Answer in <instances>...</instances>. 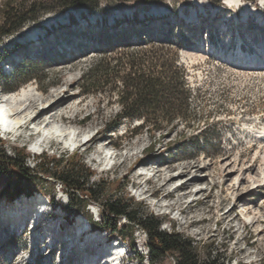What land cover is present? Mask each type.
Returning a JSON list of instances; mask_svg holds the SVG:
<instances>
[{"label":"rangeland","instance_id":"obj_1","mask_svg":"<svg viewBox=\"0 0 264 264\" xmlns=\"http://www.w3.org/2000/svg\"><path fill=\"white\" fill-rule=\"evenodd\" d=\"M199 1L204 3L167 0L163 6L166 13L151 15L165 16L164 32L173 26L170 32L178 40L184 37V45L179 49V62L186 70L191 108L195 112V119L189 126L180 123L174 132L165 137L157 136L155 140L143 132L131 138L129 128L139 126L141 120H135L132 124L123 123L115 132L107 130L106 120L118 111L115 93L111 96H95L81 91L82 72L97 55L96 41H102L98 25L101 28L105 19L109 23L113 22V17L124 21L123 17L128 18L127 13L134 10L135 3L103 0L100 9L95 10L99 12L98 24L94 18H88L84 11L78 18L79 12L75 10L60 22L44 25L29 38L15 37V34L5 37L0 41V53L6 51L8 60L5 69L0 65V91L31 75L36 78L20 83L16 90L33 84L29 88L30 92L39 98L48 97L51 92L66 90L64 97L69 98L66 101L78 105L80 109L76 116L78 123L68 124L66 121V124L59 122V125L73 126L76 135L82 132L79 140L87 136H84L83 131L89 132L88 135L95 133L91 141L78 148L75 156L89 170L93 186L103 182L107 183V190L119 186L121 197H132L142 205L143 212L148 210L163 218L162 230L179 233L197 242L199 252L204 257L218 252L229 264H264V177L257 180L255 186H250L247 192L249 182L257 179L256 175L263 170L264 143H259L246 129L254 127L262 131L264 127V13L262 17L256 15L247 19L239 15L232 16L229 22L222 25L230 17L227 14L230 9L224 4L225 1ZM243 2L251 9L264 11L260 0ZM195 4L198 5L197 17L194 16ZM72 15L76 20L74 24L71 23ZM91 16L92 12H89ZM240 52L251 56L244 64L234 58ZM50 117L46 115L43 120L51 121ZM34 130L21 129L20 135L27 134L26 137L8 140L10 135H4L0 128V138L4 140L9 155L15 156L16 149H25L27 166L38 169L41 159L37 153L32 154L31 149L39 151L40 147H32V143L37 141L42 144L44 135L42 132L38 135ZM64 138L62 135L57 136L44 144L45 147H51L44 151L47 158L66 160L73 154L71 142L66 144ZM107 146L111 150L118 147L115 150L117 157L109 159L115 163L110 170L107 169V161L96 154L97 149L101 148V154H104L103 149ZM126 156V167L116 168V164ZM92 157L99 162L93 163ZM228 165L232 170L230 173L225 170ZM184 166L190 168L185 174L179 175ZM245 167H252L250 173L243 172ZM157 171H161V176L155 175ZM49 172L54 175L56 167ZM169 176H173L171 182L166 189L160 190L164 179ZM190 178L194 180L189 187H180L181 181ZM61 186V183L52 181L45 185H33L31 196L22 195L13 200L0 196V228L8 230L10 226L12 230L11 235L0 230V264H96L95 259L100 260L98 264H104L101 259L110 260L108 253L116 255L110 247L98 252L105 243L103 232H85L76 241L80 244L68 239L74 234V229H78L80 218L74 215L77 216L74 221L78 219L75 224L70 219L65 222L61 217L64 213L60 215V206L67 213V196H60L59 191L64 190ZM185 192L191 193L178 201V197ZM236 193L239 198L235 197ZM51 198L57 204L52 209L56 216L54 218L47 215L51 207L43 203ZM234 204L237 207L232 209ZM36 206L37 209L41 206V219L45 224L38 228L32 226L26 231L19 230L18 227L35 211ZM93 207L100 210L99 206ZM230 209L229 215L227 212ZM231 218L234 220L230 221ZM72 223L78 224L77 227ZM126 223L127 219H120V224ZM63 224L67 230L63 229ZM136 226L133 227V240L142 252L135 254L133 251L129 259H132V264H149L150 237L146 229ZM47 234L55 236L54 241H49ZM55 242L58 246L63 243L66 244L63 248L67 247L66 252L63 251L62 255L59 253L57 257L52 254ZM73 245L78 248V252L71 249ZM141 245L145 248H141ZM58 246L54 251L60 250ZM32 252L30 257L28 253ZM97 252L101 254L100 258ZM75 253H78L77 256ZM172 257L177 261L178 253L174 252L171 260L167 256L164 264H172Z\"/></svg>","mask_w":264,"mask_h":264},{"label":"trees","instance_id":"obj_2","mask_svg":"<svg viewBox=\"0 0 264 264\" xmlns=\"http://www.w3.org/2000/svg\"><path fill=\"white\" fill-rule=\"evenodd\" d=\"M103 0H0V41L20 32L25 26L38 23L46 14L67 12L69 9H100ZM135 3L133 15L124 21L119 19L98 25L102 41H96L97 55L83 70L80 86L83 94L108 95L115 93L118 111L106 120V129L117 131L123 123L141 120L142 124L129 128L130 137L147 132L155 139L174 132L179 124L189 126L195 119L190 103V89L186 82V70L179 63V49L184 45V37L178 40L173 35V26L164 32L165 16H151L145 12L153 7L166 5L167 0H119ZM254 2L255 0H249ZM175 11V10H174ZM71 23H76L71 16ZM130 29H127L129 25ZM134 25V26H133ZM7 55L0 53V65ZM36 76H29L7 90H15L22 82ZM47 87L44 88L46 91ZM114 95V94H113ZM74 152L66 160L40 157V168L31 169L26 164L25 149H16L11 156L0 138V186L1 197L10 200L22 195L30 196L32 186L49 182L61 183L70 195L68 214L81 212L92 219L87 209L89 203L100 208V218L93 221V228L107 231L111 238L127 239L131 248L135 242L133 227L146 229L150 237L148 243L149 264H164L168 255L178 253L175 264H229L216 252L206 257L199 252L197 242L179 233L161 229L164 221L157 215L141 209L132 197H121L119 186L107 190V183L93 186L91 174L81 159H75ZM37 167V165H36ZM56 167L53 175L50 169ZM119 190V191H118ZM142 210V214L141 211ZM127 219L120 224V219ZM141 260L142 256H138Z\"/></svg>","mask_w":264,"mask_h":264},{"label":"bare ground","instance_id":"obj_3","mask_svg":"<svg viewBox=\"0 0 264 264\" xmlns=\"http://www.w3.org/2000/svg\"><path fill=\"white\" fill-rule=\"evenodd\" d=\"M224 1H225V3H228V5H237L239 3H242L244 6V11H243L244 14H249L250 12L255 11L254 9H251L247 5V3L243 2V0H224ZM195 3L202 4V3H204V1L200 2L199 0H195ZM260 3L264 5V0H260ZM162 9L164 10L166 8H160V9L155 8V12L156 13L161 12ZM256 11H259V10L257 9ZM257 15L260 16V14L258 12H257ZM66 17H67V13H50V14H47L43 19H41L39 24H33V25L26 26L19 33H17L18 35L15 34V37L19 36V37L29 38L30 36L37 34V31L40 30L44 25L60 22V20H63ZM209 48H211V47L209 46ZM230 57L233 58L231 54H230ZM250 57H251L250 55H247L246 53H242V52L238 53L237 56H234V58L236 60H238V62H240L241 64H244V62H246V60H248ZM258 64H259V62H258ZM237 65H238V63H237ZM257 66H256V68H257ZM37 90H39V89L37 88ZM65 93H66V90H64L63 92H51L48 97H40L39 98V97H36V94H32L27 89H26V92H23V93H22V91H18L13 95V99L11 100L10 104H8V105H6L0 109V123L3 125V128L6 131V130H10L12 127L23 122L24 120L31 118V123L28 124L26 122L23 127L19 126L17 131H19L21 129L30 130L31 125H34V124L42 125L43 127H40L39 131L37 132V134L39 135L41 128H42L44 138L42 140V144L39 143L40 146L46 144L48 141L51 140V138H54V137L57 138V136H61V135L64 136L65 138L68 136L69 139L71 140V143L78 144L79 142L82 141V140H79V137H81L82 132H79L78 135H76L77 132L73 126L66 125V127H63V125H59V122L66 124V121L68 122V124L78 123L76 116L78 115L80 109H79L78 105H74V104L72 105V104H69V101H66L69 98L64 97ZM61 110H62V112H60ZM46 115H51V117H50L51 121H44L43 120V118ZM14 129H15V127H14ZM246 129H248V131L253 134V136L258 140L259 143H262V144L264 143V127H263L262 131L256 130L254 127H252V128L248 127ZM83 134H84V136L85 135L90 136V135H88L89 132H87V131H83ZM26 135L22 134V135H20V137H26ZM94 139L97 140V138H94ZM68 142L69 141H67L66 144H68ZM107 148H108V146H107ZM101 153H102V148L97 149L96 154L101 155ZM101 159H104V158H101ZM110 159H111V157H110ZM127 159H128V156H126L124 159H122V161L120 163L116 164L115 167L116 168L117 167H126ZM91 161L93 163L99 162L94 157L91 158ZM103 161H105V160H103ZM137 162L140 163L139 160H137ZM229 166L230 165H228L225 168V170H227L228 173H230L232 171L231 169H229ZM189 168H190V166H184V168L180 171L179 175L185 174ZM198 168L200 169V166H198ZM131 169H133V167H131ZM251 169H252V167H245L243 172L244 173L245 172L250 173ZM130 170H128V172H130ZM128 172L126 173V176L128 175ZM155 175L158 177H159V175L161 176V171H157L155 173ZM227 175H229V174H227ZM257 176H258L257 179H253V180H251V182H249L247 192L250 191V186H255L257 183V180H260L264 177V167H263V170H261V172L256 175V177ZM253 177H250V179H252ZM172 178H173V176L166 177L159 189L160 190L166 189L167 185L171 182ZM184 178H181V179H184ZM193 178H195V177H193ZM193 178L187 179L186 181H181V179H178L177 181L182 182L181 185L179 184L180 187H189L192 184V180H194ZM156 191H157V189H156ZM199 192H200V190L197 193H199ZM144 193L145 192L143 191L142 194H144ZM189 193H191V192H185L183 195L178 197V201L183 196H186ZM238 196H239V194L236 193L235 197L239 198ZM170 205L171 204H167L166 206H170ZM236 207H237V205L234 204V207H232V209H234ZM232 209H230L227 212V214H229ZM233 220H234V218L233 219L231 218L230 221H233ZM46 237H49V241H54L55 236L47 234ZM141 248L144 249L145 248L144 245H141ZM112 251L116 254H119L118 250L115 248H113ZM141 252H142V250H141ZM172 259L175 262V259L173 257H172ZM114 260H115V258L112 259L110 262L112 263V262H114Z\"/></svg>","mask_w":264,"mask_h":264},{"label":"built area","instance_id":"obj_4","mask_svg":"<svg viewBox=\"0 0 264 264\" xmlns=\"http://www.w3.org/2000/svg\"><path fill=\"white\" fill-rule=\"evenodd\" d=\"M169 256V258H170V260H171V256L170 255H168ZM172 262V264H175V262L174 261H171Z\"/></svg>","mask_w":264,"mask_h":264},{"label":"water","instance_id":"obj_5","mask_svg":"<svg viewBox=\"0 0 264 264\" xmlns=\"http://www.w3.org/2000/svg\"><path fill=\"white\" fill-rule=\"evenodd\" d=\"M72 9H70L69 11H67L66 13L69 14V12L71 11ZM152 11H149V13H151Z\"/></svg>","mask_w":264,"mask_h":264}]
</instances>
